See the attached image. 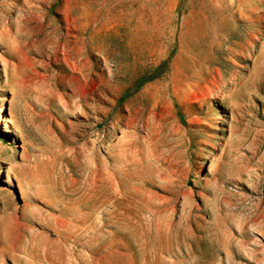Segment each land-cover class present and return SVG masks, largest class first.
<instances>
[{
	"label": "rangeland",
	"instance_id": "1",
	"mask_svg": "<svg viewBox=\"0 0 264 264\" xmlns=\"http://www.w3.org/2000/svg\"><path fill=\"white\" fill-rule=\"evenodd\" d=\"M0 264H264V0H0Z\"/></svg>",
	"mask_w": 264,
	"mask_h": 264
}]
</instances>
